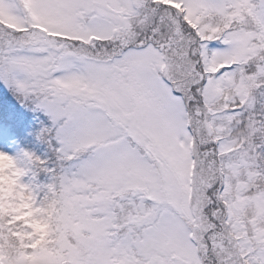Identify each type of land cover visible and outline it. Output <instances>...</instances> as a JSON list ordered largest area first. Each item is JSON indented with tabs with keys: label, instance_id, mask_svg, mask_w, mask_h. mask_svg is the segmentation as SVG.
I'll return each mask as SVG.
<instances>
[{
	"label": "snow or ice",
	"instance_id": "1",
	"mask_svg": "<svg viewBox=\"0 0 264 264\" xmlns=\"http://www.w3.org/2000/svg\"><path fill=\"white\" fill-rule=\"evenodd\" d=\"M0 84L52 207L10 264H264V0H0Z\"/></svg>",
	"mask_w": 264,
	"mask_h": 264
},
{
	"label": "clouds",
	"instance_id": "2",
	"mask_svg": "<svg viewBox=\"0 0 264 264\" xmlns=\"http://www.w3.org/2000/svg\"><path fill=\"white\" fill-rule=\"evenodd\" d=\"M20 178L16 158L3 152L0 156V222L11 219L19 225V228L15 230L31 233L35 243L51 247L52 207L49 206L39 213L38 222L33 221L28 215V201L31 194L26 188L19 186ZM25 221L33 224L34 227H29ZM4 228V236L0 241V250H2L0 259H3L4 264H10L9 254L18 252L19 248L13 247L17 243V238L10 235L6 223ZM22 239L25 243L31 242L27 236H23Z\"/></svg>",
	"mask_w": 264,
	"mask_h": 264
},
{
	"label": "trees",
	"instance_id": "3",
	"mask_svg": "<svg viewBox=\"0 0 264 264\" xmlns=\"http://www.w3.org/2000/svg\"><path fill=\"white\" fill-rule=\"evenodd\" d=\"M30 113L31 112L29 108L26 107L25 110L23 111L18 103L17 98L3 84H0V124L5 125V127H9L11 129L12 133L15 135L13 136L15 141L20 146V150L32 151L37 154L38 151L37 143L34 148L28 147V144L33 143L31 141H35L36 139L29 141L28 139L31 138L24 136V133L22 134V131H20L21 137L17 136L18 131L21 130L22 128L20 126V120H21L20 118L23 117L25 121H28V119L30 118L29 117ZM8 114L10 115L8 116ZM11 116L12 118H9ZM15 120L17 121L18 125L13 124V121ZM13 130L15 131L13 132Z\"/></svg>",
	"mask_w": 264,
	"mask_h": 264
},
{
	"label": "rangeland",
	"instance_id": "4",
	"mask_svg": "<svg viewBox=\"0 0 264 264\" xmlns=\"http://www.w3.org/2000/svg\"><path fill=\"white\" fill-rule=\"evenodd\" d=\"M18 103L21 106L22 110L24 111L26 106L24 104H22L19 100H18ZM26 108H29V107H26ZM29 110L31 112L30 116H29L30 118L28 119V121H25V119L22 117V119L20 120V126L22 128H21V130L18 131L17 136L21 137L20 131H22V134L24 133V136L31 138V139H28L29 141H31L33 139H36L35 134L40 127V119H39L38 113L33 112L30 108H29ZM16 112H18V111H16ZM9 115L10 114H8V116ZM9 118H12V116ZM26 122H28L29 124ZM13 124L18 125L16 120L13 121ZM14 131L15 130H13V132ZM12 134L13 133L9 127H5L3 125H0V152L8 153L9 155L14 156L16 159H19V156L21 155L22 150H20V146L15 141ZM31 142H33V143H29L28 147L34 148L36 143H37V145H38L37 155L42 156V154L44 152V146L42 144H40L37 140L31 141Z\"/></svg>",
	"mask_w": 264,
	"mask_h": 264
},
{
	"label": "bare ground",
	"instance_id": "5",
	"mask_svg": "<svg viewBox=\"0 0 264 264\" xmlns=\"http://www.w3.org/2000/svg\"><path fill=\"white\" fill-rule=\"evenodd\" d=\"M12 136H15L14 134H12Z\"/></svg>",
	"mask_w": 264,
	"mask_h": 264
}]
</instances>
